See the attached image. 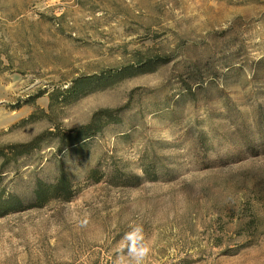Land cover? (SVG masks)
<instances>
[{
	"label": "rangeland",
	"instance_id": "1",
	"mask_svg": "<svg viewBox=\"0 0 264 264\" xmlns=\"http://www.w3.org/2000/svg\"><path fill=\"white\" fill-rule=\"evenodd\" d=\"M44 133L0 199L74 195L0 203V264H114L134 224L147 264H264V0H0V147Z\"/></svg>",
	"mask_w": 264,
	"mask_h": 264
},
{
	"label": "trees",
	"instance_id": "2",
	"mask_svg": "<svg viewBox=\"0 0 264 264\" xmlns=\"http://www.w3.org/2000/svg\"><path fill=\"white\" fill-rule=\"evenodd\" d=\"M100 79L96 76L86 78V79H77L73 86L68 90V92L73 96H78L83 92V90L88 86L83 85L85 81H88V84H92L93 82L99 81ZM43 96L42 94L39 97ZM38 97V98H39ZM55 94L51 95L52 100H55ZM34 100V99H32ZM98 116V115H97ZM31 120L36 119V113L32 114L30 117ZM95 126V121L93 123L70 131L67 135H64L63 144L67 147L79 148L83 144L87 142L88 139L92 138L95 134L93 133V128ZM52 133L51 131L49 132ZM47 133L39 135L31 142L26 144H13L7 145L4 147H0V158L5 159L4 166L7 164V161L10 159H17V157L25 156L35 149L40 148V144L43 141L44 137ZM5 150H9L7 153ZM61 151V149H60ZM146 174V171H145ZM74 195L73 191V183L68 177L66 172H62L57 181L53 184H46L42 181L37 183L36 189L34 191V200L28 207H25L24 202L18 198H9L6 200L0 199V203H2L1 214L6 215L9 212L23 210L26 208H40L46 205L53 199H61L63 201H69Z\"/></svg>",
	"mask_w": 264,
	"mask_h": 264
},
{
	"label": "clouds",
	"instance_id": "3",
	"mask_svg": "<svg viewBox=\"0 0 264 264\" xmlns=\"http://www.w3.org/2000/svg\"><path fill=\"white\" fill-rule=\"evenodd\" d=\"M116 251L114 264H147L152 248L143 225H132L118 242Z\"/></svg>",
	"mask_w": 264,
	"mask_h": 264
}]
</instances>
